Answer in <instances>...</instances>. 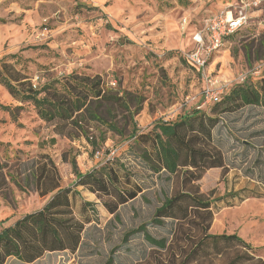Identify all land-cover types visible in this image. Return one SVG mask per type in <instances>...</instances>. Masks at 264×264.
Returning <instances> with one entry per match:
<instances>
[{"label": "rangeland", "instance_id": "rangeland-1", "mask_svg": "<svg viewBox=\"0 0 264 264\" xmlns=\"http://www.w3.org/2000/svg\"><path fill=\"white\" fill-rule=\"evenodd\" d=\"M233 1L0 0V62L21 70L35 85L77 72L98 75L105 88L141 98V110L132 117L123 109L111 110L109 119L122 135L98 123L90 125L86 136L101 140L96 147L100 155L95 157L86 137L80 133L73 139L54 135L52 126L40 121L28 103L13 120L1 106L20 105H13L0 85V178L4 180L0 230L48 201L49 196L39 197L32 189L21 190L12 182L40 154L52 159L61 185L78 193L74 216L88 220L74 252L45 253L30 264H157L160 259L166 264L163 251L135 230L145 226L153 238L170 240L174 223L165 220L155 225L152 219L165 197L178 190L177 180L164 173L153 174L138 158L139 147L128 136L133 128L146 133L158 121H174L201 104L202 78L185 62L183 53L193 45L190 33L202 20ZM183 17L189 22L185 34L180 30ZM209 63L210 75L231 86L239 75L258 65L261 71L252 77L264 76V2L249 12L247 27L224 39ZM213 106L206 104L201 110L211 114ZM212 138L226 168L224 172L207 170L195 183L199 193L212 202L214 215L208 233L236 234L264 259V110L248 106L221 114ZM73 160L82 175L107 160L117 161L141 191L125 204L115 205L112 196L76 185L70 166ZM20 178L21 174L18 180L24 186ZM249 192L262 197L240 202L239 196ZM228 193L236 197L221 201ZM5 264L26 263L9 259Z\"/></svg>", "mask_w": 264, "mask_h": 264}, {"label": "trees", "instance_id": "trees-1", "mask_svg": "<svg viewBox=\"0 0 264 264\" xmlns=\"http://www.w3.org/2000/svg\"><path fill=\"white\" fill-rule=\"evenodd\" d=\"M0 85L20 104L13 108L1 106L13 120L22 111L23 104L28 103L40 121L52 126L54 135L73 139L80 133L95 152L101 140L97 142L86 136L92 123L122 135L114 121L109 119L111 110L123 109L131 117L141 110L140 97L105 88L98 75L71 72L35 85L30 76L21 70L0 62ZM132 103L135 104L133 111L130 107ZM212 105L211 114L196 106L178 115L174 121H158L146 133H138L135 128L130 132L128 137L139 147L140 161L153 174H167L176 178L178 184V190L165 197L152 219L155 225H162L165 220L174 223L170 240L153 238L145 231V226H140L135 232L143 233L148 244L163 251L166 264H264L256 249L236 234L208 233L214 215L212 202L199 193L195 185L207 170L225 171L223 154L213 144L212 138L220 115L248 106L264 110V76L259 79L251 76L236 83ZM54 141L51 139V142ZM70 166L77 179L76 185L97 195L112 196L115 205L125 204L141 191L132 182L130 172L117 161L107 160L84 175L77 172L74 160ZM23 169L18 177L13 176V184L24 191L32 189L39 197L49 196V199L41 209L24 214L12 225L0 230V264L9 259L30 264L45 253L74 252L80 244L84 224L88 222L74 216V198L78 193L61 185L57 167L48 155L40 154L29 167ZM20 174L24 186L18 180ZM3 185L4 180L0 178V189ZM235 197L234 193H228L220 199L227 201ZM261 197L249 192L246 197L239 196V201ZM109 211L113 213L114 208H109ZM157 264L164 263L160 259Z\"/></svg>", "mask_w": 264, "mask_h": 264}, {"label": "built area", "instance_id": "built-area-1", "mask_svg": "<svg viewBox=\"0 0 264 264\" xmlns=\"http://www.w3.org/2000/svg\"><path fill=\"white\" fill-rule=\"evenodd\" d=\"M264 0H234L228 6L215 14H211L202 20V24L191 34L193 45L183 53L185 62L200 74L203 81L202 102L197 109H202L206 104L217 103L221 96L227 93L231 82L213 77L208 72L210 60L214 53L220 51L224 45V39L237 31L247 27L249 12L257 9ZM188 21L185 17L180 19V30L185 34ZM261 66H256L251 72L238 76L236 83L243 82L247 76H256L260 73ZM114 152H111L113 154ZM96 151L94 156L98 157Z\"/></svg>", "mask_w": 264, "mask_h": 264}, {"label": "crops", "instance_id": "crops-1", "mask_svg": "<svg viewBox=\"0 0 264 264\" xmlns=\"http://www.w3.org/2000/svg\"><path fill=\"white\" fill-rule=\"evenodd\" d=\"M232 3V2H231ZM230 4V3H229ZM228 6V3L224 6V8L223 9H225L226 7ZM223 9H221V10H223ZM220 10H218L217 12H219ZM217 12H215V13H217ZM215 13H212V14H215ZM209 15H211V14H208V16ZM193 33V32H192ZM192 33H190V34H192ZM12 101H13V105H15V102L16 101H14L13 99H12ZM19 103L18 102H16V105H18ZM20 105V104H19ZM15 107V106H14Z\"/></svg>", "mask_w": 264, "mask_h": 264}]
</instances>
